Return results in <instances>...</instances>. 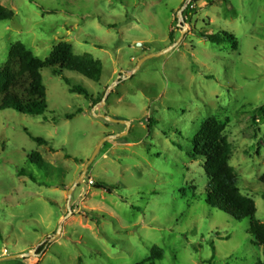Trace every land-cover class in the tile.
I'll return each mask as SVG.
<instances>
[{"label":"rangeland","instance_id":"374dc122","mask_svg":"<svg viewBox=\"0 0 264 264\" xmlns=\"http://www.w3.org/2000/svg\"><path fill=\"white\" fill-rule=\"evenodd\" d=\"M187 1L0 0L13 12L0 22V69L16 42L41 60L67 42L103 64L99 83L45 69V117L0 111V264H140L154 247L165 252L156 264L263 260L250 222L207 204L205 161L188 153L203 122L223 123L230 165L264 223V0H200L185 10L184 33ZM124 134L103 145L70 199L102 140ZM25 253L34 255L2 260Z\"/></svg>","mask_w":264,"mask_h":264},{"label":"trees","instance_id":"16d2710c","mask_svg":"<svg viewBox=\"0 0 264 264\" xmlns=\"http://www.w3.org/2000/svg\"><path fill=\"white\" fill-rule=\"evenodd\" d=\"M200 0H193L188 11ZM55 14L56 11H49ZM187 12L184 13V17ZM13 19V12L0 5V22ZM201 38L213 44L230 42L237 46L233 36L212 35L202 32ZM225 39H224V38ZM52 69L53 72H74L93 82L99 83L103 75V64L90 54L77 55L73 45L61 42L56 45L50 56L45 60L36 57L22 42L12 45L8 61L0 69V111L14 110L19 114L45 117L48 112L47 91L43 82L42 72ZM81 95L87 92L83 89H74ZM97 102H94L96 105ZM39 146L48 145L43 138L32 137ZM232 147L225 136V126L216 118L203 122L196 136L192 139V152L188 153L191 159H204V170L208 179L205 188L207 204L213 209L228 213L237 221L248 220L250 232L256 244L263 249L264 264V223L256 218L257 206L253 199L242 194L238 177L234 167L230 165ZM67 159H72L70 155ZM30 160L36 165H43L40 156L31 155ZM79 162L77 159H74ZM20 177H28L33 182L36 178L24 170L18 172ZM264 184V175L260 178ZM97 190L112 194L114 188L104 183H96ZM46 245L41 249L42 252ZM165 256V252L154 247L149 258L140 264H156Z\"/></svg>","mask_w":264,"mask_h":264},{"label":"water","instance_id":"95a60500","mask_svg":"<svg viewBox=\"0 0 264 264\" xmlns=\"http://www.w3.org/2000/svg\"><path fill=\"white\" fill-rule=\"evenodd\" d=\"M193 0H188L186 5L179 11L178 13V27L179 28H182L184 30V33L187 32V27L185 26V17H184V12L185 10L188 8V6L192 3ZM184 36V34H183ZM181 41V39H180ZM180 41L177 42L172 48L168 49L166 52H169L171 50H173L174 48H176L179 44H180ZM164 53H161V54H157V55H151L149 57H147L148 59L150 58H154V57H158V56H162ZM111 89V88H110ZM96 115V113H95ZM96 117H101V118H104L106 119L107 121L109 122H112V123H120V124H124V125H129L130 126V123L129 122H126V121H119V120H115L111 117H107V116H103V115H96ZM126 134L124 135H120V136H108V137H105L102 142L100 143V145L98 146V148L96 149V153L94 154V156L92 157V159L88 162V164L86 165L85 167V170L84 172L81 174L80 178L78 179V181L75 183L74 187L70 190V193H69V196H70V199H71V196H72V193H73V190H75L76 187H79L81 183L84 182L86 176H87V172H88V169H89V165L93 163V161L95 160L97 154L99 153V151L101 150V148L103 147V145L106 143V142H109V141H112V140H117L119 139L120 137H124ZM70 199H69V203H68V209L69 211L71 212V207H70ZM61 231V229H60ZM59 231V232H60ZM32 255H34L33 253H25V254H19V255H14V256H10L8 258H5V259H2V260H10V259H27L29 257H31Z\"/></svg>","mask_w":264,"mask_h":264},{"label":"built area","instance_id":"2783aa9c","mask_svg":"<svg viewBox=\"0 0 264 264\" xmlns=\"http://www.w3.org/2000/svg\"><path fill=\"white\" fill-rule=\"evenodd\" d=\"M90 184L93 185L94 183L92 181H90Z\"/></svg>","mask_w":264,"mask_h":264}]
</instances>
